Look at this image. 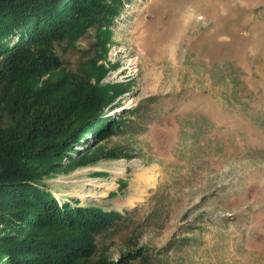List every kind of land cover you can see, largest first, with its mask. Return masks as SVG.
I'll list each match as a JSON object with an SVG mask.
<instances>
[{
	"label": "rangeland",
	"instance_id": "rangeland-1",
	"mask_svg": "<svg viewBox=\"0 0 264 264\" xmlns=\"http://www.w3.org/2000/svg\"><path fill=\"white\" fill-rule=\"evenodd\" d=\"M56 53L101 66L110 101L79 141L26 161L31 184L120 216L64 231L15 204L0 264H264V0H123ZM3 188L0 208L19 197Z\"/></svg>",
	"mask_w": 264,
	"mask_h": 264
},
{
	"label": "trees",
	"instance_id": "trees-1",
	"mask_svg": "<svg viewBox=\"0 0 264 264\" xmlns=\"http://www.w3.org/2000/svg\"><path fill=\"white\" fill-rule=\"evenodd\" d=\"M122 6L123 0H0V191L11 186L19 195L16 203L3 204L1 213L21 204L30 209L22 221L36 215L33 222L44 217L51 229L92 234L119 218V212L97 205L60 207L31 184L42 173L26 161L79 141L109 103V90L100 85L102 67L93 63L80 73L60 68L56 43L74 41L94 24L98 30L107 27ZM1 215L9 221L21 216ZM57 233L50 238H64ZM6 245L3 239L0 247Z\"/></svg>",
	"mask_w": 264,
	"mask_h": 264
},
{
	"label": "bare ground",
	"instance_id": "bare-ground-1",
	"mask_svg": "<svg viewBox=\"0 0 264 264\" xmlns=\"http://www.w3.org/2000/svg\"><path fill=\"white\" fill-rule=\"evenodd\" d=\"M89 195V194H88ZM86 193L82 195V199L85 200L86 197L88 196Z\"/></svg>",
	"mask_w": 264,
	"mask_h": 264
}]
</instances>
